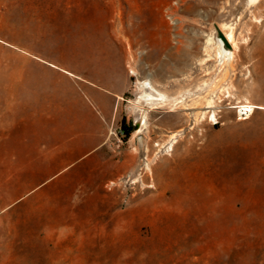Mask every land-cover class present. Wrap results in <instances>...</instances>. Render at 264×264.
<instances>
[{
	"label": "rangeland",
	"instance_id": "374dc122",
	"mask_svg": "<svg viewBox=\"0 0 264 264\" xmlns=\"http://www.w3.org/2000/svg\"><path fill=\"white\" fill-rule=\"evenodd\" d=\"M5 3L0 264H264V0ZM39 19L41 35L29 36ZM207 32L232 55L216 44L203 55ZM108 49L131 75L112 130L123 120L133 129L121 140L110 132L104 148L65 166L69 152L41 141L55 128L43 124L53 85L67 82L43 60L84 71ZM179 53L188 62L178 69ZM147 75L169 102L138 112L137 81ZM182 102L190 108L169 111Z\"/></svg>",
	"mask_w": 264,
	"mask_h": 264
},
{
	"label": "crops",
	"instance_id": "0c3cea01",
	"mask_svg": "<svg viewBox=\"0 0 264 264\" xmlns=\"http://www.w3.org/2000/svg\"><path fill=\"white\" fill-rule=\"evenodd\" d=\"M44 24L39 19L29 36H40L41 30L37 29ZM42 50L29 51L40 55ZM43 61L56 68L55 72L63 77L67 86L59 82L53 85L52 115L46 114L43 124H52L55 128L51 133L45 131L41 142L45 149L68 151L71 160L63 165H74L108 143L110 132L122 119V100L129 90L131 75L124 63L113 67L109 49L87 63L89 68L84 71L71 65L58 66L48 59Z\"/></svg>",
	"mask_w": 264,
	"mask_h": 264
},
{
	"label": "bare ground",
	"instance_id": "6f19581e",
	"mask_svg": "<svg viewBox=\"0 0 264 264\" xmlns=\"http://www.w3.org/2000/svg\"><path fill=\"white\" fill-rule=\"evenodd\" d=\"M251 4H254L256 3L258 0H249ZM8 9V4L5 3V4H0V19L2 21L6 20V17H7V12L6 10ZM224 29H226V36H227V39L236 47L238 44L236 42V39H235V34H234V29H233V26L231 25H228V24H223ZM9 28V26L7 24H3L1 23L0 24V30H4V29H7ZM205 36H206V39L204 40V46H203V50H204V53L203 55H207L209 56V53H208V48L212 45V44H216L217 46V52H218V55H220L221 57H224V59L226 57H229L232 55V52L231 51H227L223 46H222V43L219 42V40H216L215 39V36L213 35V33L211 32H207L205 33ZM180 51V50H179ZM181 53H179L180 55ZM186 54L188 55V53L186 52ZM178 55V56H179ZM176 56V54H175ZM188 57H185L184 55H180L179 56V59L177 61V64H178V69L180 68L181 65L183 64H186L188 62ZM207 58H203V61L207 60ZM53 66H56V64H53ZM172 69H175L174 67H172ZM158 73H159V76H160V81L163 82L166 80V77H167V72H168V69L166 67V63L164 62H161L160 66L158 67ZM132 72L133 74L135 75H138V72L134 69H132ZM173 72V71H172ZM177 81V80H176ZM173 84L171 85H174L175 82H172ZM137 87L139 89V94L137 96V99L134 101V110L135 111H145L144 110V105L145 104H151L152 106H154V108H158V107H162L166 104H168L169 102V98H168V95L164 92V90H162L160 88V86L157 84V82L155 80H153L149 75L146 76V78L143 80L141 79H138L137 81ZM156 104H159V105H156ZM172 109H170L169 111H172V112H177L178 110H181V109H189L190 107L187 106V104L185 102H182L181 105H175L174 103H172L171 105ZM214 106V100L213 99H206L205 101V106L204 107H213ZM243 108L247 111H250L252 110V108L255 106L254 104H249V105H242ZM259 106H262V105H259ZM264 107V106H262ZM155 110V109H154ZM147 112V111H146ZM204 113H206V111H204ZM147 118H148V113H145L144 115V120H143V127L147 125ZM142 131V127L138 130V132H141ZM173 139H176V135H173L172 137ZM172 149V144L169 146L168 150ZM149 168H151L149 166Z\"/></svg>",
	"mask_w": 264,
	"mask_h": 264
},
{
	"label": "trees",
	"instance_id": "16d2710c",
	"mask_svg": "<svg viewBox=\"0 0 264 264\" xmlns=\"http://www.w3.org/2000/svg\"><path fill=\"white\" fill-rule=\"evenodd\" d=\"M121 128L124 130V132H125V136L130 135V133H131V131H132V129H133V127H127V126H126V124H125V120H123Z\"/></svg>",
	"mask_w": 264,
	"mask_h": 264
},
{
	"label": "built area",
	"instance_id": "2783aa9c",
	"mask_svg": "<svg viewBox=\"0 0 264 264\" xmlns=\"http://www.w3.org/2000/svg\"><path fill=\"white\" fill-rule=\"evenodd\" d=\"M111 134H114V135L118 136V139L119 140H121L120 139L121 137H125V132H124V130L121 127L119 128V131L118 132L112 130L111 131Z\"/></svg>",
	"mask_w": 264,
	"mask_h": 264
},
{
	"label": "water",
	"instance_id": "95a60500",
	"mask_svg": "<svg viewBox=\"0 0 264 264\" xmlns=\"http://www.w3.org/2000/svg\"><path fill=\"white\" fill-rule=\"evenodd\" d=\"M218 40H219V42L222 43V46H223L227 51H230V50H228V49L225 47V40H224L222 37H218ZM243 111H245V110L243 109Z\"/></svg>",
	"mask_w": 264,
	"mask_h": 264
}]
</instances>
